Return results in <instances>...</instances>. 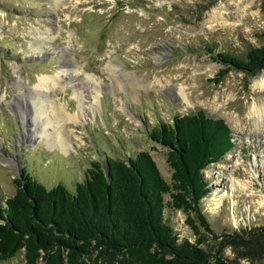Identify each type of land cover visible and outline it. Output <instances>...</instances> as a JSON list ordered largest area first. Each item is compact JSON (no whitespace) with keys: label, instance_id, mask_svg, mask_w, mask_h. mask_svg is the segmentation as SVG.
<instances>
[{"label":"rangeland","instance_id":"rangeland-1","mask_svg":"<svg viewBox=\"0 0 264 264\" xmlns=\"http://www.w3.org/2000/svg\"><path fill=\"white\" fill-rule=\"evenodd\" d=\"M263 44L264 0H0V203L24 168L48 189L73 193L107 154L149 152L171 182L168 150L149 133L204 112L225 120L235 143L204 173L212 232L196 235L183 212L165 216L181 239L202 242L209 264H264V70L222 77L226 67L213 59L244 58ZM41 78L46 95L37 93ZM79 94L86 113L77 119ZM33 97L65 116L52 124L68 152L33 137L46 126L45 118L32 124ZM0 264H25L24 256Z\"/></svg>","mask_w":264,"mask_h":264},{"label":"trees","instance_id":"trees-1","mask_svg":"<svg viewBox=\"0 0 264 264\" xmlns=\"http://www.w3.org/2000/svg\"><path fill=\"white\" fill-rule=\"evenodd\" d=\"M213 59L226 67L222 77L232 70L253 77L264 70V44L244 58ZM149 137L168 150L171 182L146 151L91 162L73 193L61 184L48 189L24 168L15 194L0 203V262L23 255L25 264H209L202 242L181 239L165 215L183 212L196 235L212 232L201 205L211 193L204 173L234 149L233 131L198 112L159 123Z\"/></svg>","mask_w":264,"mask_h":264},{"label":"bare ground","instance_id":"bare-ground-1","mask_svg":"<svg viewBox=\"0 0 264 264\" xmlns=\"http://www.w3.org/2000/svg\"><path fill=\"white\" fill-rule=\"evenodd\" d=\"M37 50H41V46L37 47ZM54 79H56V78H54ZM39 81H40V83L36 86L37 88H39L37 93L38 94L44 93L46 95L47 92H45V90L47 89V84H49L48 83L49 79L48 78H41ZM79 95H80L79 96V101H80L79 108L81 111L76 116L77 119L80 118V115L83 116L86 113L85 112L86 109H85L84 105L82 104L83 96H82V94H79ZM38 98H36V97L31 98L33 100L32 105L35 107V111L37 113L32 120V124L36 127V125L39 123V120L42 118H45L46 126L41 133L36 132V130H37V127H36V130H35L33 137H38V139H47L48 144L50 146H52L53 148L55 147V148L60 149L63 152H68L71 145L68 143L67 138L61 134L62 133L61 131L63 129H61L60 127H55L54 124H52L53 119L58 120V119L64 118L65 116H63L62 114H59V113H55V112H54V115L51 116V114H48V112L45 110V108H43V105L45 106V104L40 103L37 100ZM185 98L187 99L186 96H185ZM52 108H53V106H52ZM53 111H54V108H53ZM259 117H262V119H263L264 118V112ZM70 119H72V118L70 117ZM74 119H75V117H74ZM74 119H72V120H74ZM77 119H75L74 121H77ZM62 128H63V126H62Z\"/></svg>","mask_w":264,"mask_h":264}]
</instances>
